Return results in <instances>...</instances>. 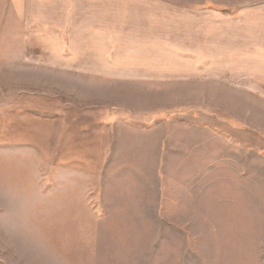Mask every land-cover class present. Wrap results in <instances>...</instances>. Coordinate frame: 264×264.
Returning <instances> with one entry per match:
<instances>
[{"label":"rangeland","instance_id":"1","mask_svg":"<svg viewBox=\"0 0 264 264\" xmlns=\"http://www.w3.org/2000/svg\"><path fill=\"white\" fill-rule=\"evenodd\" d=\"M32 1L0 0V264H264V0H115L106 58Z\"/></svg>","mask_w":264,"mask_h":264},{"label":"crops","instance_id":"2","mask_svg":"<svg viewBox=\"0 0 264 264\" xmlns=\"http://www.w3.org/2000/svg\"><path fill=\"white\" fill-rule=\"evenodd\" d=\"M112 1L115 10L111 12H109V4L107 3V5L105 0L59 2L56 9L49 12L51 14L49 26L65 29L66 35L72 38L67 39L69 45L70 43L83 45L82 48H70V50L85 51L87 49L89 52H99L102 54L101 57L106 58V53H112L117 48L116 37L120 43L119 27H116V23L120 21L121 16L116 12L115 0ZM32 3L36 5L32 9V14L45 13L43 11L46 9L45 4L47 3L44 0H33ZM31 7L32 5L29 6V9ZM102 7H106L107 10L101 11Z\"/></svg>","mask_w":264,"mask_h":264}]
</instances>
